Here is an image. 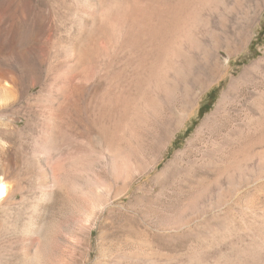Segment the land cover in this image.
<instances>
[{"label": "rangeland", "instance_id": "obj_1", "mask_svg": "<svg viewBox=\"0 0 264 264\" xmlns=\"http://www.w3.org/2000/svg\"><path fill=\"white\" fill-rule=\"evenodd\" d=\"M112 1L0 0V264H264V0L197 10L163 91L66 64L80 16L114 22Z\"/></svg>", "mask_w": 264, "mask_h": 264}, {"label": "bare ground", "instance_id": "obj_2", "mask_svg": "<svg viewBox=\"0 0 264 264\" xmlns=\"http://www.w3.org/2000/svg\"><path fill=\"white\" fill-rule=\"evenodd\" d=\"M173 2L172 4L174 5L171 4L172 6H166V4L163 5L159 3V0H118L116 9L121 13V16L114 22L110 17L111 14H107L106 23H100L99 18L103 14L98 7L94 8L92 17L80 16L81 21L78 24L75 45L64 49L66 64L78 70L81 83H83L82 81L84 78L88 80L90 77H96L107 85V91H113L119 87L118 84L122 75H124V77L125 75H129L130 79L131 77H138L137 80H132L136 82V85L139 84L140 87H145L144 84L151 85L150 83L152 82L158 91L162 90L159 84H155V82L161 78H165L164 75H166L168 71L171 72V70L173 71L175 69L176 65L173 69V67L168 66L169 63H167V61H169V59L173 60L172 58L177 55L176 51L179 50L177 44L180 45L181 43L188 42L189 47H191L189 35L192 28L197 24L195 23L196 16L198 17L196 11L209 7L212 0H190L191 8L188 9L187 12L185 11L184 20L181 18L183 12L180 14V9L183 6L182 0H174ZM24 22L26 23V21ZM25 29L26 32L27 30L29 31L28 26H26ZM166 41L169 43L167 44ZM168 51L171 53L170 55L167 54ZM87 52L88 54L90 53L89 59H91L93 55L91 53L96 55V62L92 59L93 62L89 65L84 64ZM175 71H178L177 68ZM129 83L127 84L129 85ZM7 85L9 86V84ZM32 88L33 86L30 87L29 90ZM109 94L108 92L104 93L99 99V105L102 109L112 108L113 110V106L115 105V108H117L122 101H120V97L118 96L112 99L111 93ZM170 94L171 91H168L165 96L170 99L172 95ZM14 100L15 96L12 89L0 86V106L3 107ZM143 105L145 106V104ZM119 119L117 120L119 121ZM120 121L122 122V119ZM260 130L264 139V116L260 123ZM260 160L264 162V154L260 156ZM1 180L2 179H0V200L4 197L5 193V183H3V180V182H1ZM95 204L96 209H103V207L107 205V199H102ZM92 215L89 216L88 220V234L93 228V223L90 221V219L93 218ZM262 245L264 246V240H262Z\"/></svg>", "mask_w": 264, "mask_h": 264}, {"label": "trees", "instance_id": "obj_3", "mask_svg": "<svg viewBox=\"0 0 264 264\" xmlns=\"http://www.w3.org/2000/svg\"><path fill=\"white\" fill-rule=\"evenodd\" d=\"M260 36V35H259ZM214 91H212L210 94H212ZM202 109L200 108V110H199V112H198V118H200L204 113H205V110H203L202 112ZM189 133H190V131L189 130H187L186 131V133H185V135L184 136H188L189 135Z\"/></svg>", "mask_w": 264, "mask_h": 264}]
</instances>
